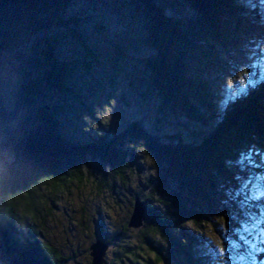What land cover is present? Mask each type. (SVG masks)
Returning a JSON list of instances; mask_svg holds the SVG:
<instances>
[{
  "label": "trees",
  "instance_id": "16d2710c",
  "mask_svg": "<svg viewBox=\"0 0 264 264\" xmlns=\"http://www.w3.org/2000/svg\"><path fill=\"white\" fill-rule=\"evenodd\" d=\"M74 4L0 0V51L15 53L39 39L31 47V69L22 71L16 110L9 115L0 99V237L5 264H60L56 250L33 237L35 193L43 186L55 192L72 182L82 184L90 176L98 189L113 193L117 180L125 185L133 173L138 176L141 162L124 144L130 137L142 141L158 172L144 178L134 192L133 198L145 205L142 226L137 232L126 223L124 231H132L156 261L163 258L159 239L169 247L172 262L178 261V251L192 264H224L200 229L224 234L222 224L227 221L232 239L246 244L244 249L248 240L240 233L258 230L251 254L255 264H264V64H257L258 76L239 92L223 94L215 84L222 64L212 45L222 43L228 18L243 19L250 13L260 19L264 0L255 7L246 0H125L116 6L117 16L126 13L122 18L129 34L150 52L140 63L147 87L161 102L158 111L181 113L192 121L195 136L189 139L159 115L154 131L132 123L120 133L93 115L89 97L95 96L87 93L89 80L79 78L87 74L94 85L109 90L115 70L120 71L119 63L128 55L118 47L102 51L105 47L92 44L88 27L100 36L106 26L101 18L95 22L98 15L93 11L83 12ZM187 8L196 14L194 24L182 17ZM66 39L78 48L72 57L60 49ZM112 49L117 50L114 55ZM20 109L29 115L12 129L10 122ZM88 157L101 163L97 173L89 168ZM100 241L111 244L109 239ZM124 252L138 256L130 244Z\"/></svg>",
  "mask_w": 264,
  "mask_h": 264
},
{
  "label": "rangeland",
  "instance_id": "374dc122",
  "mask_svg": "<svg viewBox=\"0 0 264 264\" xmlns=\"http://www.w3.org/2000/svg\"><path fill=\"white\" fill-rule=\"evenodd\" d=\"M124 1L75 0L74 8L79 7L83 12L93 11L98 15L94 18L95 22H99L101 18L103 25L106 26V32L101 33L100 36L98 30L88 27L87 31L92 44L105 47L102 51H110V46L118 47L124 49L128 55V60L119 63L120 71L115 70L114 83L109 90L103 91L101 87L94 85L93 80L87 74L79 78L83 82L89 80L88 85L86 84L87 93L95 96V98L89 97V105L94 111L93 115L114 133L124 131L132 123L154 131L159 115L165 118L163 122L171 129L181 131L187 139L193 138L196 125L185 115L158 111L161 102L147 87L145 82L147 73L140 63V59L149 56L150 52L138 40V37H132L129 34L130 28L122 18L126 15L125 11H122V15H116L118 11L116 6ZM246 1L249 6L253 4L255 7L262 0ZM188 11L191 12L187 13ZM258 12H260V19H256V16L250 17V13L242 15L243 19L228 18L224 22L222 43L212 42L218 51L219 58L216 61L222 64L216 70L215 84L223 94L239 92L258 76L257 64H264V11L262 7H259ZM181 14L189 23L194 24L196 14L193 10L187 8L186 11L182 10ZM119 17L123 22L119 21ZM38 40L32 39L29 43L23 44L15 53L0 51V99L9 115L16 110L22 71L31 69V47ZM132 42L137 48L131 45ZM60 49L67 57H72L78 52V48L69 39L63 40ZM112 51L114 55L117 50L112 49ZM77 72L80 71L76 70ZM210 78L213 80L214 76ZM28 115L25 109L16 111L10 122V128L19 127ZM124 144L129 149L125 147L123 149L131 151L133 156L141 162L139 171L136 172L138 176L135 177L133 173L125 185L117 180L113 193L109 190L98 189L93 184L92 176L82 184L72 182L68 187L63 186L55 192L43 186L35 193L34 216L30 218L36 231L33 237L52 246L61 257L60 264H91L89 246L95 241L107 239L111 241V244L107 245L103 257L105 264H192L190 258L187 257V259L186 255L178 251L175 254L178 261L172 262L171 256L166 252L169 247L159 239L157 242L163 245L160 247L163 258L161 261H156L152 253L141 245L136 235L130 231L138 232L140 228H129V231H124V225L131 214L134 192L140 189L144 178L154 176L158 172L153 161L144 153L140 139L130 137L124 141ZM7 158L10 157L7 156ZM88 160L91 171L97 173V166H101L99 160L90 157ZM143 170L145 172L142 174ZM222 228L225 229L224 234L222 230L219 231L220 233H215L208 228L200 229V231L207 236L209 244L210 242L214 244L212 249L221 254L224 264H255L251 251L254 250L252 241L258 240V230L250 231L249 234L240 233V238L248 240L247 249H244L243 246L246 247V244H240L232 239V229L227 228V221L222 224ZM127 244H130L132 250L137 251V257L125 255L124 247ZM204 247L206 248V245ZM3 250L0 237V264H5Z\"/></svg>",
  "mask_w": 264,
  "mask_h": 264
},
{
  "label": "water",
  "instance_id": "95a60500",
  "mask_svg": "<svg viewBox=\"0 0 264 264\" xmlns=\"http://www.w3.org/2000/svg\"><path fill=\"white\" fill-rule=\"evenodd\" d=\"M145 216V205L139 199L135 198L132 203V210L129 216L127 226L128 228H140L143 224ZM107 249V244L101 241H95L89 246L91 264H105L104 263V254Z\"/></svg>",
  "mask_w": 264,
  "mask_h": 264
},
{
  "label": "bare ground",
  "instance_id": "6f19581e",
  "mask_svg": "<svg viewBox=\"0 0 264 264\" xmlns=\"http://www.w3.org/2000/svg\"><path fill=\"white\" fill-rule=\"evenodd\" d=\"M136 198H138V197H136Z\"/></svg>",
  "mask_w": 264,
  "mask_h": 264
}]
</instances>
